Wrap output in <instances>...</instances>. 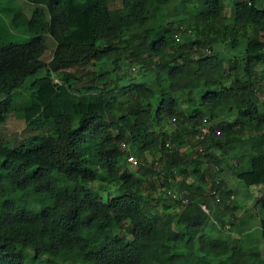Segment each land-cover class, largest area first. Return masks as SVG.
<instances>
[{
	"label": "trees",
	"instance_id": "16d2710c",
	"mask_svg": "<svg viewBox=\"0 0 264 264\" xmlns=\"http://www.w3.org/2000/svg\"><path fill=\"white\" fill-rule=\"evenodd\" d=\"M30 1L13 17L30 40L0 36V264H264V219L250 250L213 238L202 207L218 202L236 226L234 193L207 190L231 145L246 148L231 173L264 188V0ZM228 43L233 57L207 54ZM20 110L29 136L12 142L4 126ZM159 181L173 205L157 201Z\"/></svg>",
	"mask_w": 264,
	"mask_h": 264
},
{
	"label": "rangeland",
	"instance_id": "374dc122",
	"mask_svg": "<svg viewBox=\"0 0 264 264\" xmlns=\"http://www.w3.org/2000/svg\"><path fill=\"white\" fill-rule=\"evenodd\" d=\"M236 2L242 0H235ZM227 9L231 6V2L227 1ZM111 11L113 17L117 18L118 15H121L123 11V5L121 2L112 1L110 4ZM37 6L33 4L30 0H0V36L7 42L18 44H24L30 40V36L26 34V30L15 29L13 26V17L17 13H32ZM229 12V11H228ZM239 48H244L243 42H239ZM208 55L220 54L224 58H231L234 56V51L230 43L226 44L224 47L216 48L215 51H208ZM136 60L132 59L127 62V66L131 68L132 73L137 74L138 69L135 63ZM260 67L258 68V70ZM154 83V82H150ZM264 98V97H263ZM199 99V98H198ZM192 108H188L189 114L192 113ZM23 112L22 110L13 113L8 119L6 125L4 126V133L9 140L12 142L20 141L25 137L29 136V133L26 132L28 126L23 121ZM228 122L223 119L219 122V126L216 130L219 133V129L226 128L228 126ZM159 127H162L164 131H167L168 138H174L177 136H181L186 141L190 139V134L187 132H181L177 129L174 124H171L168 121H162L159 124ZM205 135H209V130H204ZM124 149V148H123ZM181 151H187V145L183 143L180 146ZM203 149L200 150L202 155ZM246 153V148L242 144L231 145L227 148L226 155L223 156L224 166H217L216 164H212L210 166L211 170L214 172L209 173L208 179L209 183L207 186L208 192L212 190L213 182L224 183L227 188H229L234 193V198L237 201H240L242 208L240 211L236 213L238 215L236 219V226H232V219L224 208L218 205V202L210 201L209 204L203 205L204 209L207 211L206 213L210 215V219L214 222V228L211 231L212 237L222 241H238L241 243H245L250 250H252L253 245H258L260 248L262 245V234L260 229L261 219H264V208L262 202H260V198L264 195L263 187H246L243 182L236 179L235 175L231 173L230 169L235 167L238 163V159ZM131 154L134 155L131 150ZM134 158V157H133ZM156 157L153 154H148L147 162L149 167H155L159 169V165L156 164ZM131 165L128 167L130 171L138 169L140 166L141 160L138 158H134V163L131 161ZM126 168V167H125ZM176 177L181 180L182 176L177 175ZM193 181L194 179L191 178ZM160 186L161 181L157 183V186ZM89 188L100 197V195H104L105 197H109L111 199L120 196L121 190L120 188L114 187L111 189V194H108L106 187L101 183H92L89 184ZM167 189L159 188L158 193L156 195L157 201H161L164 204L173 205L174 200L176 199L174 196H165V191ZM178 211V210H176ZM230 217V218H229ZM148 219L147 217H145ZM234 230H233V229ZM115 234L117 237H122L123 234L119 229L115 230ZM168 250L161 247L158 253H166ZM153 253L155 251L153 250ZM75 258H79V254H75ZM160 259L157 258L156 260ZM51 264V263H49ZM55 264H65L63 262H56Z\"/></svg>",
	"mask_w": 264,
	"mask_h": 264
},
{
	"label": "built area",
	"instance_id": "2783aa9c",
	"mask_svg": "<svg viewBox=\"0 0 264 264\" xmlns=\"http://www.w3.org/2000/svg\"><path fill=\"white\" fill-rule=\"evenodd\" d=\"M130 160L133 161L134 163H136V162L134 161V158H130ZM202 207H203V206H202ZM203 210H204L205 212H207V211L204 209V207H203Z\"/></svg>",
	"mask_w": 264,
	"mask_h": 264
}]
</instances>
